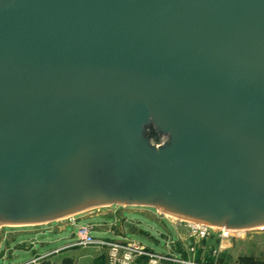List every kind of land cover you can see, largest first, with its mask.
<instances>
[{
  "label": "water",
  "instance_id": "95a60500",
  "mask_svg": "<svg viewBox=\"0 0 264 264\" xmlns=\"http://www.w3.org/2000/svg\"><path fill=\"white\" fill-rule=\"evenodd\" d=\"M111 205L264 226V0H0V226Z\"/></svg>",
  "mask_w": 264,
  "mask_h": 264
},
{
  "label": "rangeland",
  "instance_id": "374dc122",
  "mask_svg": "<svg viewBox=\"0 0 264 264\" xmlns=\"http://www.w3.org/2000/svg\"><path fill=\"white\" fill-rule=\"evenodd\" d=\"M137 208L140 207L111 205L87 211L85 214L74 217V220L67 217L57 222L58 226L52 230L54 231L53 234L48 232L46 234H32L28 236V238L32 237V239L39 241L36 242L33 240L26 242L28 247L36 249L34 254L23 250L11 251L7 253V260L5 262L2 261V264L25 262L33 259L32 256L36 257L42 255L43 251L55 248L57 249L50 254L49 258L51 257L56 262H60L65 256H73L77 259V264H105L103 254L98 247L77 244L78 237L75 235V232L78 227L86 225L94 226V234L96 237L107 239H121L119 234L112 232L114 228L111 225L113 223L118 224V227H116L117 232L118 229H121L120 227L122 224L124 226L127 225L128 229L125 230V235H127L128 239L142 242L161 251L163 250L164 241L163 238L159 236L157 230L163 232L162 225L159 223L164 222L162 220L163 218L179 229L182 241L177 246V249L183 253L182 257L184 258L188 256L187 247L192 239L194 245L198 247V251H194V258L198 259V261L208 262V264H264V231L257 229L237 231V234L233 237L231 236L230 239L226 241H222L221 236L217 234L213 239L210 238L209 243L206 238L201 240L200 237L195 236V232L194 237H192L188 228L189 221L185 219L175 218V220L164 216L156 218V216L152 214V212H155L154 209L148 211L139 210ZM137 220L142 223L139 228L136 227V224L140 223ZM50 223H45L43 226L39 225L38 228L47 225L51 226L52 224ZM165 223L169 228L171 227L167 222ZM20 227L21 231L35 230L33 227ZM17 228L19 227L3 226V233L0 235V241H4L2 251H5L7 248L5 242H10L16 237L15 235H17V233H9L7 230H16ZM61 229L64 231H61ZM150 235L153 238H151ZM25 237L27 238V236L23 234L18 235L17 241L13 242L12 245H16L17 242L19 243ZM154 239L159 240L162 245L156 244ZM51 241L52 243H49ZM41 242L46 244H42ZM58 247L61 248L58 249ZM172 248L174 247L172 246ZM167 263L174 264L172 262Z\"/></svg>",
  "mask_w": 264,
  "mask_h": 264
},
{
  "label": "built area",
  "instance_id": "2783aa9c",
  "mask_svg": "<svg viewBox=\"0 0 264 264\" xmlns=\"http://www.w3.org/2000/svg\"><path fill=\"white\" fill-rule=\"evenodd\" d=\"M111 226L114 228L112 232L118 234L116 230L118 224L113 223ZM188 228L192 237H194L195 232V236L200 237L201 240L206 238L209 243L210 238L213 239L217 234L221 236L222 241H226L229 240L231 236L233 237L241 231L230 230L226 227L195 223L192 221H189ZM253 229L264 231V226L255 227ZM2 233L3 226H0V235ZM75 235L78 237L77 244L98 247L110 264H137L141 259H146L148 264H163L167 262H172L174 264H208V262L198 261V259L194 258V251H198V247L194 245L192 239L187 247L188 256L184 258L178 254L156 252L142 243L133 240L128 241L96 237L94 234V226L92 225L78 227ZM50 254L52 253H43L42 255L34 257L29 263L38 264L39 262L47 260Z\"/></svg>",
  "mask_w": 264,
  "mask_h": 264
},
{
  "label": "crops",
  "instance_id": "0c3cea01",
  "mask_svg": "<svg viewBox=\"0 0 264 264\" xmlns=\"http://www.w3.org/2000/svg\"><path fill=\"white\" fill-rule=\"evenodd\" d=\"M137 207H140V206H137ZM136 208V207H135ZM142 208H144V209H142ZM137 209H139V210H148V211H152V209H154V211L156 212H152V214H154L155 216H156V218H159V217H161V216H164V217H167V215L168 214H164V213H162V212H160V211H158L157 209H155V208H150V207H140V208H137ZM86 212H84V213H81V214H78V215H75V216H72V217H69V218H74V217H78V216H80V215H82V214H85ZM77 219V218H76ZM61 220H63V219H61ZM164 222H159L161 225H162V228H163V232H160V231H158L157 230V232H158V234H159V236H161L162 238H163V241H164V245H163V250H161V251H159V250H157V249H155V248H152V247H150V246H148V245H146V244H144V243H142V242H140V243H142L143 245H145L146 247H148V248H150V249H152V250H154V251H156V252H159V253H171V254H178V255H181V256H183L182 254V252L180 251V250H178L177 249V246L181 243V239H182V237H181V233H180V231H179V229L177 228V227H175L173 224H170L167 220H165L164 218L162 219ZM58 221H60V220H58ZM58 221H54V222H51L50 224H52L51 226H45V227H41V228H38V226L39 225H41V226H43V225H45V224H39V225H32V226H25V227H33L35 230H33V231H21L20 229H21V227L20 226H15V227H19V228H17L16 230H7L9 233H17V235H15L16 237L13 239V240H11L10 242H5L6 244H7V248L5 249V251H2L3 250V245H4V241H0V264H2V261H6L7 260V253L8 252H11V251H17V250H23V251H27V252H29V253H32V254H34V252L36 251V249L35 248H33V247H28L27 245H26V242H29V241H36L35 239H32V237H29L28 238V236L29 235H32V234H36V235H38V234H46V233H52L53 234V232L54 231H52V230H54L57 226H58ZM137 221H139V220H137ZM171 221V220H170ZM140 222V221H139ZM165 222H167L171 227L169 228L168 226H167V224L165 223ZM128 223H132V222H128ZM174 223V222H173ZM47 224V223H46ZM49 224V223H48ZM111 225V224H110ZM137 226L136 227H138L139 228V226H141L142 225V223L140 222L139 224H136ZM6 227V226H5ZM22 228H24V226L22 227ZM121 229H118V234L121 236V239L122 240H128V241H131L130 239H128V237H127V235H125V233H126V231L125 230H127L128 228H127V225H121V227H120ZM63 229H61V231H62ZM64 231V230H63ZM112 231V230H111ZM21 234H23V235H25V236H27V238L25 237L24 239H22L19 243L17 242V244L15 245V244H13L12 245V243L13 242H15V241H17V237H18V235H21ZM151 236V235H150ZM151 238H153L152 236H151ZM154 241H155V243L156 244H159V245H162V243L159 241V240H155L154 239ZM36 242H39L38 240L36 241ZM138 242V241H137ZM42 244L44 243V242H41ZM49 243H52V241L51 242H49ZM44 244H46V243H44ZM48 244V243H47ZM36 245V244H35ZM66 245H68V244H66ZM66 245H64V246H66ZM174 247V248H172V246ZM59 248H61V247H58V249ZM57 248H55V249H50V250H46V251H43V253H53L55 250H56ZM41 253V252H40ZM33 258H34V256H32ZM103 258H104V260H105V264H110L109 262H108V260H107V258H106V256H104L103 255ZM32 259H30V260H27V261H25V262H21V263H16V264H27V263H29L30 261H31ZM47 260H51L52 261V264H77V259H75L73 256H65L60 262L59 261H54L51 257L50 258H48ZM79 262V261H78ZM12 264V263H11ZM137 264H148V261L146 260V259H141V261L139 260L138 261V263ZM163 264H168V263H163Z\"/></svg>",
  "mask_w": 264,
  "mask_h": 264
},
{
  "label": "bare ground",
  "instance_id": "6f19581e",
  "mask_svg": "<svg viewBox=\"0 0 264 264\" xmlns=\"http://www.w3.org/2000/svg\"><path fill=\"white\" fill-rule=\"evenodd\" d=\"M167 217L171 218V219H175L178 217L172 216V215H167ZM179 219V218H178ZM71 220H74V218H72ZM176 220V219H175ZM14 226H20V225H14ZM260 230V229H259Z\"/></svg>",
  "mask_w": 264,
  "mask_h": 264
}]
</instances>
